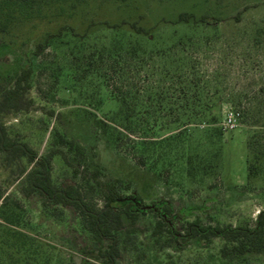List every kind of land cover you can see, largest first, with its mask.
<instances>
[{
    "label": "rangeland",
    "instance_id": "obj_1",
    "mask_svg": "<svg viewBox=\"0 0 264 264\" xmlns=\"http://www.w3.org/2000/svg\"><path fill=\"white\" fill-rule=\"evenodd\" d=\"M105 1L96 2L101 11L109 8ZM139 2L148 4L147 20L151 25L162 18L173 21L181 11L209 15L214 26L159 25L149 46L167 49L182 37L197 42L192 45L188 41L182 46V52L189 56L185 68L195 65L198 76L207 81L205 94L212 100L210 112L216 119L197 120L186 128L175 124L156 127L153 132L157 139L186 132L173 146L177 153L174 148L154 173L132 157V141L110 145L96 133L94 119H108L119 110L120 103L101 79L75 80L70 50L62 46L47 49L37 57L28 108L4 118L10 134L29 143L40 155L64 147L55 139L58 132L77 137L89 167H97L101 179L116 181L120 194H140L148 205L166 200L176 212L190 209L185 219L175 220L178 229L185 220L196 217L213 225L252 224L258 212L264 210V163L248 180V161L264 152L261 129L253 127L264 124V0ZM89 9L82 19L92 16ZM239 11L237 20L234 17ZM59 22L70 21L65 16L51 22L37 20L0 33V95L13 83L28 50L46 32L55 30ZM176 55L171 52L163 63L176 69ZM228 110L239 113L238 125L224 131L220 123ZM145 135L151 133L135 128L130 138L137 140ZM189 153L198 154L199 163L193 164L192 176L188 174ZM79 170L82 174L84 169ZM52 176L57 183L80 179L59 156L53 159ZM14 177L13 168L0 163V196L19 202V228L32 239L31 250L37 253L38 264H79L82 249L94 245L80 217L71 208L43 206L38 195L25 197L17 190ZM155 222V215L148 213L129 229L123 237L125 247L118 264H264V256L259 254L223 259L220 248L224 241L219 238L175 251L162 245L166 235H153Z\"/></svg>",
    "mask_w": 264,
    "mask_h": 264
},
{
    "label": "trees",
    "instance_id": "obj_2",
    "mask_svg": "<svg viewBox=\"0 0 264 264\" xmlns=\"http://www.w3.org/2000/svg\"><path fill=\"white\" fill-rule=\"evenodd\" d=\"M96 2L0 0V33L37 20L51 22L65 16L70 21L59 22L55 30L46 32L34 43L13 83L0 95V163L13 168L17 190L25 197L40 196L45 207L71 208L80 217L94 245L82 249L79 264H118L125 247L123 237L148 213L156 217L153 235L158 238L166 235L162 245L175 251L219 238L224 241L220 248L223 259L232 261L248 254L264 256V210L258 212L252 224L213 225L196 217L185 220L178 229L175 220L185 219L190 209L176 212L166 200H159L152 204L153 207L144 209L146 204L140 194H120L116 181L101 179L99 169L89 167L77 137L58 132L55 139L66 150L52 148L40 155L29 143L10 134L4 118L28 108L37 57L47 49L62 46L70 50L75 80L101 79L120 103L119 110L108 119H94L96 133L110 145L120 146L132 141V157L154 173L158 163L176 149L173 146L186 132L181 130L157 139L153 132L156 127L175 124L186 128L197 120L216 119L210 112L212 100L208 93L205 94L207 81L198 76L195 65L185 68L189 56L182 52V46L197 42L182 37L167 49L149 46L154 40L153 31L159 25L214 26L209 22L208 14L181 11L173 21L162 18L151 25L147 20L149 6H143L139 0H106L109 8L105 11H101ZM89 8L93 11L92 16L82 19ZM117 14L118 18L115 17ZM240 15L239 11L234 18L239 20ZM215 20L220 18L215 17ZM171 52L177 54L174 58L176 69L163 63ZM253 127L261 129L264 143V124H253ZM135 128L145 133L149 131L151 135L133 140L130 135ZM248 147L252 152L251 144ZM174 151L177 153V149ZM56 156L62 158L75 177L80 175L79 181L55 182L52 169ZM197 157L198 154L187 155L191 176L193 164L199 163ZM263 163L264 152L248 161V180L258 174ZM79 167L84 169L82 174ZM19 208L18 201L0 196V264L39 263L37 253L31 250L32 239L19 228Z\"/></svg>",
    "mask_w": 264,
    "mask_h": 264
},
{
    "label": "built area",
    "instance_id": "obj_3",
    "mask_svg": "<svg viewBox=\"0 0 264 264\" xmlns=\"http://www.w3.org/2000/svg\"><path fill=\"white\" fill-rule=\"evenodd\" d=\"M239 113L232 111V110H228L221 123H220V127L222 130L227 131V130H232L235 129L237 127V119H238Z\"/></svg>",
    "mask_w": 264,
    "mask_h": 264
},
{
    "label": "water",
    "instance_id": "obj_4",
    "mask_svg": "<svg viewBox=\"0 0 264 264\" xmlns=\"http://www.w3.org/2000/svg\"><path fill=\"white\" fill-rule=\"evenodd\" d=\"M151 207H153L152 204H151V205L146 204V205L143 206L144 209H149V208H151Z\"/></svg>",
    "mask_w": 264,
    "mask_h": 264
}]
</instances>
